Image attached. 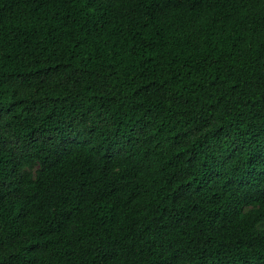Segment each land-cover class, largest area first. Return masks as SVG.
<instances>
[{"label": "trees", "instance_id": "16d2710c", "mask_svg": "<svg viewBox=\"0 0 264 264\" xmlns=\"http://www.w3.org/2000/svg\"><path fill=\"white\" fill-rule=\"evenodd\" d=\"M0 264H264V0H0Z\"/></svg>", "mask_w": 264, "mask_h": 264}]
</instances>
